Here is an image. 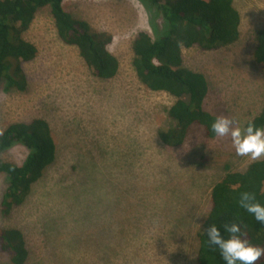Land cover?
I'll list each match as a JSON object with an SVG mask.
<instances>
[{"label":"rangeland","instance_id":"1","mask_svg":"<svg viewBox=\"0 0 264 264\" xmlns=\"http://www.w3.org/2000/svg\"><path fill=\"white\" fill-rule=\"evenodd\" d=\"M64 8L112 35L109 49L120 70L112 80L94 77L77 49L59 39L51 7L39 11L24 35L38 48L24 64L29 86L0 92V135L14 123L48 121L78 176L68 162L67 178L62 166L53 171L6 217L1 202L8 180L0 174V228L26 235L33 264H198L195 235L210 208L208 186L227 164L243 170L258 159L237 156L228 136L206 139L198 126L180 149L160 142L175 99L136 77L133 42L141 32L155 37L139 0H65ZM234 8L242 21L237 43L215 51L184 48L183 58L210 85L206 110L242 124L264 107V74L253 57L264 0H235ZM201 146L207 154L197 158ZM28 153L17 145L2 158L22 165ZM4 260L0 255V264Z\"/></svg>","mask_w":264,"mask_h":264},{"label":"trees","instance_id":"2","mask_svg":"<svg viewBox=\"0 0 264 264\" xmlns=\"http://www.w3.org/2000/svg\"><path fill=\"white\" fill-rule=\"evenodd\" d=\"M139 1L149 13L155 37L141 32L133 42L132 65L136 77L148 90L165 93L175 99L167 110L168 127L158 131L160 142L170 149H180L196 126L203 129L206 139H215L210 124L216 116L205 108L210 85L204 74L185 67L183 49L197 47L215 51L237 43L242 21L234 8L235 0ZM64 2L0 0V92L27 91L29 82L24 64L37 57L38 48L24 35L39 11L46 7H51L59 39L77 49L94 77L105 81L117 77L120 61L109 49L113 43L112 35L93 29L87 21L76 19L65 10ZM160 20L162 25H159ZM256 42L254 65L261 66L264 74V29L257 32ZM251 121L264 127V107ZM17 145L29 151L22 165L2 158L5 152ZM57 147L53 130L44 119L11 124L0 135V174L6 175L8 180L1 202L3 215L10 217L14 209L27 203L41 180L61 166L67 171L61 176L67 178L69 170L66 164L70 158L62 155ZM194 151L197 158H204L207 154L204 147L201 151L199 148ZM69 165L78 176L76 161L72 159ZM139 180L133 183L137 197H140V191L136 189ZM208 190L210 208L195 235L198 264H224L218 248L209 244L203 231L210 223L222 231L226 224L240 223L246 238L254 245L264 247V224L258 223L238 202L240 193L249 192L264 203V157L252 161L243 170L227 164L224 175L208 186ZM29 246V240L21 230L0 228V255L5 257L1 264H33ZM255 264H264V256Z\"/></svg>","mask_w":264,"mask_h":264},{"label":"clouds","instance_id":"3","mask_svg":"<svg viewBox=\"0 0 264 264\" xmlns=\"http://www.w3.org/2000/svg\"><path fill=\"white\" fill-rule=\"evenodd\" d=\"M211 133L217 138L230 137L235 154L239 157L259 159L264 156V127L254 122L237 124L227 116H217L210 124ZM239 205L258 223L264 224V203L254 194L242 192ZM209 244L218 248L224 264H255L264 256V247L254 245L243 231V225L232 222L223 226V231L214 223L203 230Z\"/></svg>","mask_w":264,"mask_h":264},{"label":"bare ground","instance_id":"4","mask_svg":"<svg viewBox=\"0 0 264 264\" xmlns=\"http://www.w3.org/2000/svg\"><path fill=\"white\" fill-rule=\"evenodd\" d=\"M142 8V7H141ZM140 9V8H139ZM142 11V10H141ZM127 36V35H126ZM185 52V51H184ZM188 59V58H187ZM194 65V64H193ZM54 72V71H53ZM81 77V76H80ZM84 80V79H83ZM89 80V79H88ZM96 82V81H95ZM18 87V86H17ZM85 87V86H84ZM198 103H200V102H198ZM196 109V108H195ZM197 110H198V108H197ZM199 115V114H198ZM52 121V120H51ZM17 256V255H16ZM13 257V256H12Z\"/></svg>","mask_w":264,"mask_h":264}]
</instances>
